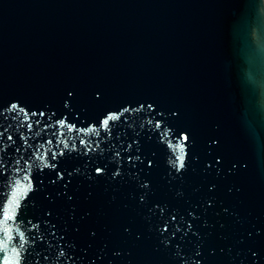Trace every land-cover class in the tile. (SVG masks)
<instances>
[{
    "label": "water",
    "instance_id": "1",
    "mask_svg": "<svg viewBox=\"0 0 264 264\" xmlns=\"http://www.w3.org/2000/svg\"><path fill=\"white\" fill-rule=\"evenodd\" d=\"M0 264H264V0H0Z\"/></svg>",
    "mask_w": 264,
    "mask_h": 264
},
{
    "label": "snow or ice",
    "instance_id": "2",
    "mask_svg": "<svg viewBox=\"0 0 264 264\" xmlns=\"http://www.w3.org/2000/svg\"><path fill=\"white\" fill-rule=\"evenodd\" d=\"M12 107H16V105H12ZM107 122H108L107 120L104 121L105 124H107ZM188 138H189V137H188L187 135L184 136V139H185V140H187ZM182 166H183V165H182ZM96 171H97V172H101L102 169L97 168ZM173 219H175V217H173ZM164 230L167 231V226H166V225H165Z\"/></svg>",
    "mask_w": 264,
    "mask_h": 264
}]
</instances>
